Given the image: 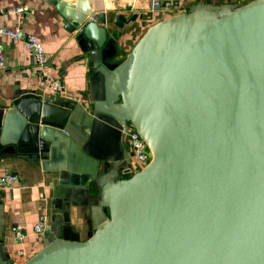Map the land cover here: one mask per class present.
<instances>
[{
  "label": "water",
  "instance_id": "obj_1",
  "mask_svg": "<svg viewBox=\"0 0 264 264\" xmlns=\"http://www.w3.org/2000/svg\"><path fill=\"white\" fill-rule=\"evenodd\" d=\"M134 20L113 24L124 30ZM78 28L102 127L86 151L130 125L151 159L127 179L109 174L87 240L53 237L23 264H264V0L197 5L149 27L112 64L115 32L96 22ZM67 29L78 30L71 21ZM70 115L15 94L0 103V154L39 157L44 132L66 134Z\"/></svg>",
  "mask_w": 264,
  "mask_h": 264
},
{
  "label": "crops",
  "instance_id": "obj_2",
  "mask_svg": "<svg viewBox=\"0 0 264 264\" xmlns=\"http://www.w3.org/2000/svg\"><path fill=\"white\" fill-rule=\"evenodd\" d=\"M251 1L193 0L185 12L197 5L239 7ZM150 3V0H0V27H19L34 35L44 47L48 75L63 85V91L52 95L23 45L1 38L5 65L0 70V103L10 105L14 95L20 93L49 99L71 111V120L63 128L67 129L66 134L58 130L60 126L44 132L49 143L39 157L18 152L0 154V174L11 172L19 176L16 186L0 189V264H23L46 241L59 235L87 240L101 218L94 214V209L103 184L110 181L109 174L112 181L121 180L140 170L131 157L123 131L119 135L117 128L115 136L110 132L111 138L104 137L108 145L97 149L99 153L91 150L90 143V150L85 149L88 140L102 127L94 121L93 62L75 37L78 27L90 22L115 32V54L108 63H116L131 52L149 27L179 14L152 11ZM20 7L24 9L21 13H7ZM120 15L126 19L134 16L135 20L119 30L113 23ZM68 21L78 30L70 32ZM100 211L106 215L105 209ZM40 215H46L49 222L45 232L36 235L32 227ZM12 227L27 232L24 241L14 240ZM19 250L23 256L18 255Z\"/></svg>",
  "mask_w": 264,
  "mask_h": 264
},
{
  "label": "built area",
  "instance_id": "obj_3",
  "mask_svg": "<svg viewBox=\"0 0 264 264\" xmlns=\"http://www.w3.org/2000/svg\"><path fill=\"white\" fill-rule=\"evenodd\" d=\"M193 0H150V9L152 11H164L184 13L186 6ZM23 8H17L15 10H9L7 13H21ZM6 38L12 42L21 43L27 53L31 56L35 69L40 74L41 78L47 84V89L52 95H57L63 91L62 83L57 79H52L48 75V61L46 53L41 42L31 34L22 31L19 27L3 28L0 27V39ZM5 59L3 54V47L0 45V70L4 68ZM127 130L123 131L125 139H127V145L130 150L131 157L139 165V168L146 166L150 159V153L145 142L141 139L139 134L130 126L127 125ZM19 182V176L11 172H4L0 174V189H11ZM48 217L46 215H40L37 222L32 227L33 234H43L48 226ZM11 232L14 236V240L18 243L24 241L27 237V232L19 227H12ZM23 251L19 250L18 255L23 256Z\"/></svg>",
  "mask_w": 264,
  "mask_h": 264
},
{
  "label": "trees",
  "instance_id": "obj_4",
  "mask_svg": "<svg viewBox=\"0 0 264 264\" xmlns=\"http://www.w3.org/2000/svg\"><path fill=\"white\" fill-rule=\"evenodd\" d=\"M140 169H142V168H140Z\"/></svg>",
  "mask_w": 264,
  "mask_h": 264
},
{
  "label": "rangeland",
  "instance_id": "obj_5",
  "mask_svg": "<svg viewBox=\"0 0 264 264\" xmlns=\"http://www.w3.org/2000/svg\"><path fill=\"white\" fill-rule=\"evenodd\" d=\"M70 236V235H69Z\"/></svg>",
  "mask_w": 264,
  "mask_h": 264
}]
</instances>
